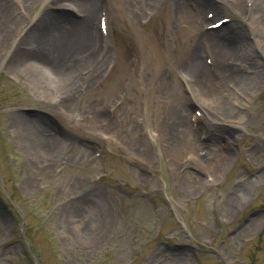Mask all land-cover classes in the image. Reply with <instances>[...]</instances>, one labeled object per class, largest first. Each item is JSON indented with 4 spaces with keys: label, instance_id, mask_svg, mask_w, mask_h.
Listing matches in <instances>:
<instances>
[{
    "label": "rangeland",
    "instance_id": "obj_1",
    "mask_svg": "<svg viewBox=\"0 0 264 264\" xmlns=\"http://www.w3.org/2000/svg\"><path fill=\"white\" fill-rule=\"evenodd\" d=\"M126 1L105 0L97 11L89 48L102 69L90 64L79 81L53 76L66 60L52 46L46 65L54 73L27 65L32 58L10 64L18 45L36 47L43 18L67 0H0L16 27L0 58V264H264V58L255 54L245 71L242 45L252 37L240 17L250 2L195 0L189 8L195 19H227L213 31L220 38L245 32L236 39L239 65L254 90L247 108L231 112L244 116L236 128L219 121L230 109L211 101L213 118L187 94L182 62L198 33L176 19L174 1L138 14ZM175 22L184 29L173 30ZM200 55L210 65L208 50ZM162 77L179 84L195 136L174 125L181 106L161 94ZM233 85L229 92L241 94ZM25 121L47 134L33 139ZM219 155L228 162L216 172L209 162Z\"/></svg>",
    "mask_w": 264,
    "mask_h": 264
},
{
    "label": "bare ground",
    "instance_id": "obj_2",
    "mask_svg": "<svg viewBox=\"0 0 264 264\" xmlns=\"http://www.w3.org/2000/svg\"><path fill=\"white\" fill-rule=\"evenodd\" d=\"M160 1L162 0H127L124 6L126 5L129 10L138 14V11H151L153 5H157ZM171 1H174L173 6L176 19L181 20L183 23H187V26L192 27L198 33V42L192 46L193 48L190 50L189 55L186 59H183L182 62L183 73H185L183 84L188 86L189 90L187 94L192 96L191 101L193 105L202 107L213 118L215 115L212 113V110H210L212 109L210 102L217 100L218 105L215 107L230 109V112H225L219 121L222 124L238 128L244 116H242V114L240 118H234L231 112L237 109L247 108V105L250 103V98L252 97L250 92L254 90L253 84L251 83L252 77L243 75V68L239 65V61L243 57L236 39L238 37L240 39L244 37V30L237 29L231 35L220 38L219 35H215L213 32L215 30L208 29V26L215 22L209 23L203 17H200V15H198V19H195L191 15L189 8L195 3V0ZM236 1H239V4L241 2V0ZM248 1L250 5H244L243 9H241L244 11V14H248V17L247 19L240 17V19L244 21L248 29L252 37L251 44L254 47V49L251 48L249 41H243L242 46L245 51L244 63L246 65L245 71L250 72L253 70V65L250 64V60L258 56H260L261 59L262 57L264 58V0ZM104 5L105 0H67V3L55 4L57 8L56 11L49 13L48 17H42L44 25L41 26V28H37L38 33L34 37V44L37 43L36 47L29 46L31 43L25 48H21V46L26 44L18 45L13 51L14 54H11L10 64H13V67H21L20 63L23 62L26 64V62H30L32 58L34 60L32 61L33 63H27V65L29 64V66L33 68L36 67V69L54 73L56 69L53 70L46 65V61L51 60V56L49 55V53L51 54L50 50L54 48V50L58 49V55H61V57L66 60L65 64L60 67L61 70L59 69L58 73L55 75L51 74L55 78L60 80H74L78 78L79 81H83L84 71L89 70L91 66L96 70H101L102 67L99 66V62H101L102 59H95L93 48H89V46L90 43L93 45L97 41V32L95 29L96 13L101 7H104ZM7 11L8 8L6 5L0 2V48L5 47L6 49L1 53L0 58L5 56V54H7L6 51L9 50L8 48L11 47L12 43L10 41L13 38V33L16 28L15 25H13L15 21ZM176 24L175 22L171 26L173 30H176L177 27L184 29V26L178 25L176 27ZM40 46L44 47V51L40 52L38 49ZM87 46L89 49H87L86 52L74 56V52ZM203 49H207L211 54L212 62L210 65L204 61L200 55ZM47 50L48 53L46 54L45 51ZM255 54L258 56H254ZM35 58H38L43 63L35 61ZM54 64L55 63H53L52 67H59ZM63 68H66L67 71L64 72ZM89 73H91V71ZM93 75H91L92 78L94 77ZM98 77H102V75L100 74ZM233 84L239 89L241 94L239 93V95L236 96L229 92L227 88ZM178 85L179 84H175L174 88L162 77L160 87L161 94H167L174 106H181V108L173 114V123L175 126H178L177 130L183 135L189 137L192 135L195 136L197 130L193 128L191 117H189L190 124L188 123L184 112L185 110L183 109L184 104L177 94L176 90L178 89ZM233 90L235 89L233 88ZM235 91L238 94L239 91ZM207 102H209L207 107L210 108L202 105V103L206 104ZM22 126L26 127V131L28 130L31 137L35 140L47 134L46 130L40 128L32 121H25ZM169 137L170 134L165 131L163 134L164 140L168 141L167 139H169ZM169 141L171 140L169 139ZM45 144L47 143H42V148L47 146ZM171 149H176V146H173ZM255 149L256 148L251 149L250 153L257 155ZM207 155L208 154H197L196 156L200 161L204 159L203 162H205V160L209 158ZM227 162L226 157L219 155L215 157L214 160H210L209 166L215 169L216 172H219V170L227 166ZM196 181L197 183H201L198 177Z\"/></svg>",
    "mask_w": 264,
    "mask_h": 264
}]
</instances>
